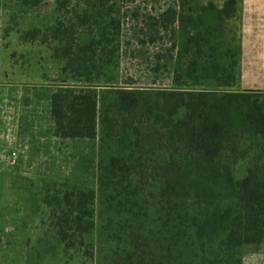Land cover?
<instances>
[{
	"label": "trees",
	"instance_id": "obj_1",
	"mask_svg": "<svg viewBox=\"0 0 264 264\" xmlns=\"http://www.w3.org/2000/svg\"><path fill=\"white\" fill-rule=\"evenodd\" d=\"M180 7L84 0L80 31L27 32L66 77L48 98L66 164L21 188L61 264H243L264 245V91L232 90L236 0L212 23L213 2Z\"/></svg>",
	"mask_w": 264,
	"mask_h": 264
},
{
	"label": "rangeland",
	"instance_id": "obj_2",
	"mask_svg": "<svg viewBox=\"0 0 264 264\" xmlns=\"http://www.w3.org/2000/svg\"><path fill=\"white\" fill-rule=\"evenodd\" d=\"M187 1L192 8H200L213 1L218 5L222 0ZM83 2L1 0L0 264H61L55 259L57 254H52L51 249L48 251L52 245L50 238L47 239L46 253L41 241L39 243L44 231L39 209L30 207V198L21 188L28 184L25 178L30 179L34 184L33 192L38 194L40 177L57 175L66 164L57 151L60 146L62 151L64 148L53 138L48 100L52 91L66 77L61 72L63 61L54 51L57 43H52L50 38L29 39L27 32L38 29L47 34L60 18L69 21L66 26L69 31H80L74 12L82 8ZM172 2L176 9L180 7L181 0ZM175 15L179 21V13ZM232 26L231 23L225 26L226 37L233 31ZM255 36L263 37L264 34L257 33ZM251 37L248 33L244 34L243 44ZM250 63L253 67L251 81L248 82L247 70V74L241 72L242 82L233 88L234 91L253 90L248 88L260 86L259 80H264L258 75L256 60L251 59ZM163 84L158 87L173 86L169 81ZM115 86L118 87V84ZM243 175L244 167L237 166L234 170L235 179L239 180ZM13 178H17V189L11 186ZM243 264H264V245L259 250L249 247L243 255Z\"/></svg>",
	"mask_w": 264,
	"mask_h": 264
},
{
	"label": "crops",
	"instance_id": "obj_3",
	"mask_svg": "<svg viewBox=\"0 0 264 264\" xmlns=\"http://www.w3.org/2000/svg\"><path fill=\"white\" fill-rule=\"evenodd\" d=\"M214 5L215 11L207 12L205 14V17L211 21L210 23L217 18L222 1H220L218 5ZM236 6L237 17L234 20V24L237 28L236 45L238 50V69L235 86L242 82L241 72H245L247 74L248 71V82L251 81V77H253V67L250 63L251 59H254L257 62L259 77H264V36H255L257 33L264 34V0H236ZM175 11L180 13L181 7L178 9L175 8ZM246 33L252 37L249 41L243 44L242 36ZM259 83L260 86H250L248 89L264 91V80L260 79Z\"/></svg>",
	"mask_w": 264,
	"mask_h": 264
}]
</instances>
